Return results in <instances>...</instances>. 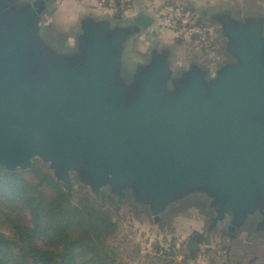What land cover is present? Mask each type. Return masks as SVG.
I'll list each match as a JSON object with an SVG mask.
<instances>
[{"label":"water","instance_id":"1","mask_svg":"<svg viewBox=\"0 0 264 264\" xmlns=\"http://www.w3.org/2000/svg\"><path fill=\"white\" fill-rule=\"evenodd\" d=\"M54 3L0 0V168L39 162L68 195L106 194L148 223L191 211L188 64L161 43L138 51L144 14L81 15L64 37Z\"/></svg>","mask_w":264,"mask_h":264},{"label":"trees","instance_id":"2","mask_svg":"<svg viewBox=\"0 0 264 264\" xmlns=\"http://www.w3.org/2000/svg\"><path fill=\"white\" fill-rule=\"evenodd\" d=\"M100 1L106 12L124 10L120 1ZM186 15L182 9V19L175 23L182 38L188 31ZM45 170L38 162L26 173L0 168V264H126L110 243L117 240L123 220L138 221L133 212L115 215L117 202L106 194L101 206L87 194L68 195ZM128 247L123 251L145 264H192L175 239L156 240L145 258L140 246Z\"/></svg>","mask_w":264,"mask_h":264},{"label":"rangeland","instance_id":"3","mask_svg":"<svg viewBox=\"0 0 264 264\" xmlns=\"http://www.w3.org/2000/svg\"><path fill=\"white\" fill-rule=\"evenodd\" d=\"M117 1L123 4L124 10L122 12H106L105 9L100 8L104 3L100 0H55L54 14L48 19V23L50 21L52 28L57 33L67 37L77 27L81 15L92 14L102 17L120 13L123 15L124 20H129L139 14H145L151 17L155 23L149 32L138 41V51L145 53L152 45L161 43L166 47L175 49L176 67L188 64V34H185L182 38V32L175 30L177 19H182V9H187V0ZM172 2L176 7H179L178 10H174L169 5ZM186 17L185 19L187 20ZM177 42H180V44L177 45ZM73 192L83 194L75 190L71 194ZM120 217L124 219L123 215ZM119 233L117 240L110 243V247L115 250L114 255L115 253L120 255V259H123L126 264H145L144 259H132V254L129 251H123L127 250L128 245L136 244L140 246L142 257L145 258L152 251L151 248L156 243V240L161 242L165 238L169 240L175 239L177 245L182 247L184 253L188 255L185 250L187 243L192 240L191 211L172 218L165 228L154 226V223L123 220Z\"/></svg>","mask_w":264,"mask_h":264},{"label":"flooded vegetation","instance_id":"4","mask_svg":"<svg viewBox=\"0 0 264 264\" xmlns=\"http://www.w3.org/2000/svg\"><path fill=\"white\" fill-rule=\"evenodd\" d=\"M116 14V13H115ZM140 15H143V14H139L138 16H136V17H132L131 19H129V20H134L135 18H137V17H139ZM145 15V14H144ZM147 16V15H146ZM149 17V16H148ZM151 18V17H150ZM187 18V17H186ZM126 21V20H125ZM128 21V20H127ZM49 25L50 26H52V24H51V22L49 21ZM151 29V28H150ZM150 29H148L147 31H145L144 32V36H145V34H147L148 32H149V30ZM188 33V31L186 32V34ZM69 35H70V33H69ZM180 44V42H177V45H179ZM186 64H183V65H180L179 67H181V66H185ZM178 67V68H179ZM113 212H114V214L115 215H117L118 213H120V212H125V213H131V211L129 210V206H127V205H124L123 206V208H117V206L115 205V207L113 208ZM172 219H169V220H167V221H159L158 223H154V226H157V227H167V225H168V222H170ZM139 223H141V222H139ZM190 242H192V240L191 241H189L188 243H187V245L190 243ZM186 245V246H187ZM186 252V251H185ZM188 254V253H187ZM189 255V254H188ZM190 256V255H189Z\"/></svg>","mask_w":264,"mask_h":264},{"label":"crops","instance_id":"5","mask_svg":"<svg viewBox=\"0 0 264 264\" xmlns=\"http://www.w3.org/2000/svg\"><path fill=\"white\" fill-rule=\"evenodd\" d=\"M107 16H111V17H112L113 15H107ZM123 18H124V17H123ZM152 46H153V45H152ZM149 48H150V47H149ZM149 48H148V49H149ZM148 49H147V50H148ZM186 65H187V64H186ZM177 68H178V67H177ZM171 219H172V218H171ZM137 220H138V219H137ZM138 221H140V220H138ZM140 222H141V223H144V222H146V221H140Z\"/></svg>","mask_w":264,"mask_h":264},{"label":"built area","instance_id":"6","mask_svg":"<svg viewBox=\"0 0 264 264\" xmlns=\"http://www.w3.org/2000/svg\"><path fill=\"white\" fill-rule=\"evenodd\" d=\"M188 34V33H187Z\"/></svg>","mask_w":264,"mask_h":264}]
</instances>
